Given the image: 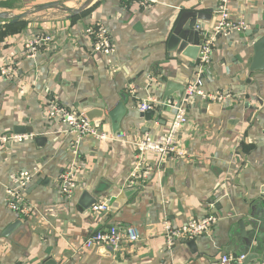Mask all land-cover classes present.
<instances>
[{"label": "crops", "instance_id": "0c3cea01", "mask_svg": "<svg viewBox=\"0 0 264 264\" xmlns=\"http://www.w3.org/2000/svg\"><path fill=\"white\" fill-rule=\"evenodd\" d=\"M53 1L57 0H11L19 7L6 9ZM154 1L143 8L137 1L96 0L71 19L54 11L18 31L0 29V63L16 64L20 74L13 82L0 81V135L24 127L33 129L35 139L45 138L40 145L35 139L0 145V264H219L224 256L249 253L239 222H254L262 234L255 250L261 261L251 264H264V110L255 117L249 109L257 106V95L264 99V71L249 74L252 38L264 35V0H229L231 19L248 29L217 38L202 72L205 93L231 95L222 104L221 116L213 118L196 108L187 112L178 140L189 158L158 165L148 155L142 164L143 169L151 167L148 174L132 181L137 162L133 144L144 136L167 133L174 117L161 112V124L145 122L139 118L138 104L148 98L159 101L167 83L186 87L195 79L190 60L166 53L168 29L180 8L215 11L219 4V0ZM216 20H211L208 31ZM95 24L108 30L115 46L112 55L92 51L84 30ZM248 31L257 32L249 36ZM38 33L49 34L52 41L33 61L25 60L24 44ZM51 99L69 109L81 100L108 109L123 102L131 116L121 124L122 140L99 142L85 137L75 146V154L74 137L58 121L45 118ZM98 130L112 134L107 119ZM71 164L78 169V187L67 201L58 178ZM32 170L39 174L24 196L33 211L22 216L8 209L5 188L10 174ZM96 187L102 190L97 204L105 203L108 211L77 212L81 192ZM64 203L70 205L68 216L58 212L43 216L45 206ZM206 215L219 221L208 235L197 238L195 250L182 241L167 249L164 221L179 228ZM15 221H21V226L8 231ZM111 226L136 228L140 241L123 244L108 256L103 248H81L93 233ZM247 237L253 235L247 232Z\"/></svg>", "mask_w": 264, "mask_h": 264}, {"label": "built area", "instance_id": "2783aa9c", "mask_svg": "<svg viewBox=\"0 0 264 264\" xmlns=\"http://www.w3.org/2000/svg\"><path fill=\"white\" fill-rule=\"evenodd\" d=\"M11 0H0V2H8ZM137 1L143 8H149L155 3L154 0H127ZM229 0H219V4L215 10L217 15L216 23L213 28L207 32L205 40L200 47L198 59L195 63V79L189 83L184 90V96L178 107L175 105L173 121L167 133L152 138L144 136L133 144L136 151V165L132 174V181L139 176L148 174L151 167L142 168L145 157L152 155L156 159V163L162 164L168 161H186L189 154L179 146L178 134L187 124V112L184 105L186 97L195 95L202 102L225 103L231 98L229 93H205L203 91L202 72L209 64L211 55L215 48L217 38H227L232 34L245 32L248 27L243 22L233 21L228 10ZM85 35L91 40L92 51L94 53L110 56L115 52V46L111 41L108 30L102 24L89 26L84 30ZM52 41L49 34L38 33L30 38L24 44L23 57L25 60L33 61L39 53L47 49ZM20 74L17 65L14 63H0V81L13 82L19 79ZM134 93V92H133ZM159 101L148 98L139 103L137 109L139 112L155 110ZM45 118L49 121H58L66 128V132L74 137L73 152L76 154L75 146H77L85 137H92L99 142H115L121 141L123 135L106 134L94 127V125L86 119L83 114H79L74 109L63 107L56 100L51 99L46 103ZM34 134L26 135H0L1 144H21L35 139ZM76 164L71 166L59 175V190L64 199L69 201L76 189L77 182L75 173L77 172ZM39 171H22L12 173L8 177V185L5 188L7 207L14 213L19 215H28L33 211V206L29 204L24 196L25 189L31 184L33 179L38 176ZM93 213H106L108 207L105 203L96 204L90 209ZM219 218L215 215H206L198 219H190L181 227L173 230L168 221H164L162 225L163 238L167 249L174 247L177 241L191 240L208 235L212 227L217 224ZM140 241V234L134 227L119 230L115 226L97 231L88 237L81 245L84 250L92 248H103L110 254L119 252L123 244L135 245ZM245 256L230 257L224 256L220 258L219 264H241Z\"/></svg>", "mask_w": 264, "mask_h": 264}, {"label": "water", "instance_id": "95a60500", "mask_svg": "<svg viewBox=\"0 0 264 264\" xmlns=\"http://www.w3.org/2000/svg\"><path fill=\"white\" fill-rule=\"evenodd\" d=\"M82 2V0H57L53 2H47L35 5L34 7L17 10V9H4L0 8V26L5 24H36L38 21L48 12H62L67 15V19H71L76 15L89 9L96 0H85L80 4L79 8H72L70 5L74 2ZM199 6L192 8H180L179 13L174 17L172 26L168 29V33L165 39V49L167 54H173L175 56H182L190 60L193 65L198 59L200 47L203 44L210 22L213 18H217L215 11L211 9L199 10ZM257 31H248V35L256 33ZM247 34V33H246ZM252 60L249 66V74L255 72L264 71V35L259 36L254 40L252 38ZM185 87H173L171 83L165 84L162 96L155 110L139 113V118L145 122L154 120L161 124L159 121V114L161 112L174 113L176 107L179 106L180 101L185 98L184 94ZM176 103V107L174 105ZM186 112L194 110L195 108L202 114H207L213 118H219L223 111V105L221 103L202 102L196 98L195 95L186 97L184 102ZM175 107V108H174ZM74 109L77 113L83 114L88 121L93 123L96 128H99L107 119L110 123L111 133L113 135H122L121 124L125 118L131 116V112L127 111L124 107L123 102H118L114 108L108 109L104 104H95L88 100H81L74 104ZM253 110L255 117L264 110V99L257 95V106L250 107ZM252 116H250L252 118ZM28 135L33 134L32 128L15 127L11 132L6 135ZM37 145L45 142V138L37 137L35 140ZM102 190L99 187L94 188L91 192L82 191L79 199L76 202V211L82 213L89 211L92 206L97 204L96 196L100 194ZM261 202L264 206V196L261 198ZM209 204L214 205L212 201ZM216 206V205H215ZM64 214L68 216L70 214L69 203L60 205L45 206L43 208V216L46 214L52 216L54 213ZM21 226V221H15L9 228L8 231L15 230ZM173 230L177 227L175 224H171ZM238 227L241 232V236L244 239L245 249L249 252L242 261L241 264H251L254 261H261L260 254H256V245L260 243L262 234L257 231L256 224L254 222L244 223L239 222ZM248 227V230L245 228ZM247 232H250L253 237L248 238ZM185 246L190 250H195L197 239L181 240ZM104 255L108 256V252L103 250ZM46 264H54L53 262H47Z\"/></svg>", "mask_w": 264, "mask_h": 264}, {"label": "trees", "instance_id": "16d2710c", "mask_svg": "<svg viewBox=\"0 0 264 264\" xmlns=\"http://www.w3.org/2000/svg\"><path fill=\"white\" fill-rule=\"evenodd\" d=\"M16 7H19V4L18 3H15V2H0V8H16ZM29 24H26V23H17V24H14V25H11V24H5V25H2L0 26V29L3 28V29H7L11 32L13 31H18L20 28L22 27H25Z\"/></svg>", "mask_w": 264, "mask_h": 264}, {"label": "rangeland", "instance_id": "374dc122", "mask_svg": "<svg viewBox=\"0 0 264 264\" xmlns=\"http://www.w3.org/2000/svg\"><path fill=\"white\" fill-rule=\"evenodd\" d=\"M85 0H82V2H84ZM82 2H74V4H71L70 6L71 7H80V4L82 3Z\"/></svg>", "mask_w": 264, "mask_h": 264}]
</instances>
